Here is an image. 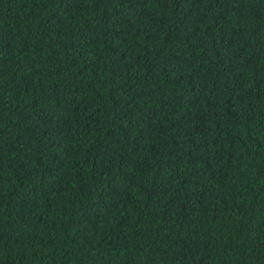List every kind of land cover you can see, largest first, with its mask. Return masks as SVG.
<instances>
[{"label":"trees","instance_id":"trees-1","mask_svg":"<svg viewBox=\"0 0 264 264\" xmlns=\"http://www.w3.org/2000/svg\"><path fill=\"white\" fill-rule=\"evenodd\" d=\"M0 264H264V0H0Z\"/></svg>","mask_w":264,"mask_h":264}]
</instances>
